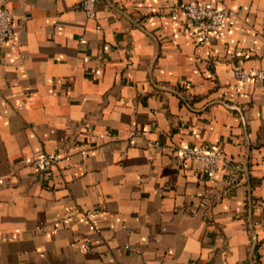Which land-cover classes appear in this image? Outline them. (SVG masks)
<instances>
[{"label":"crops","instance_id":"obj_1","mask_svg":"<svg viewBox=\"0 0 264 264\" xmlns=\"http://www.w3.org/2000/svg\"><path fill=\"white\" fill-rule=\"evenodd\" d=\"M186 1L0 0V264H264V0L207 44Z\"/></svg>","mask_w":264,"mask_h":264},{"label":"built area","instance_id":"obj_2","mask_svg":"<svg viewBox=\"0 0 264 264\" xmlns=\"http://www.w3.org/2000/svg\"><path fill=\"white\" fill-rule=\"evenodd\" d=\"M98 2L99 0H82L81 8L89 17H95ZM180 9L194 29L199 44L210 43L220 34L229 13L227 8L203 5L198 0H188ZM12 24L11 11L0 6V50L11 35ZM233 74L238 81L259 80L264 79V68L249 70L243 66H236ZM177 154L183 160L202 163L209 177H215L219 170L221 155L215 146H180ZM55 162L56 158L46 153H40L30 160L31 165L42 172L49 170Z\"/></svg>","mask_w":264,"mask_h":264},{"label":"water","instance_id":"obj_3","mask_svg":"<svg viewBox=\"0 0 264 264\" xmlns=\"http://www.w3.org/2000/svg\"><path fill=\"white\" fill-rule=\"evenodd\" d=\"M238 111H240V109L239 108H236Z\"/></svg>","mask_w":264,"mask_h":264}]
</instances>
